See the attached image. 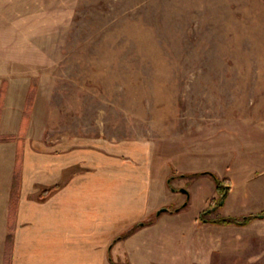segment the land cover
<instances>
[{
  "label": "rangeland",
  "instance_id": "obj_1",
  "mask_svg": "<svg viewBox=\"0 0 264 264\" xmlns=\"http://www.w3.org/2000/svg\"><path fill=\"white\" fill-rule=\"evenodd\" d=\"M0 115L31 151L153 146L168 213L113 264H264L236 229L264 214V0H0ZM222 218L247 221L209 222ZM219 232L222 250L206 240Z\"/></svg>",
  "mask_w": 264,
  "mask_h": 264
},
{
  "label": "crops",
  "instance_id": "obj_2",
  "mask_svg": "<svg viewBox=\"0 0 264 264\" xmlns=\"http://www.w3.org/2000/svg\"><path fill=\"white\" fill-rule=\"evenodd\" d=\"M20 125L25 134L28 124ZM20 144L10 141V127L3 131L0 123V264H113L118 255L125 259L140 249L139 241L154 228L143 223L170 204L165 184L161 193L153 186L159 180L154 168L162 170L165 163L154 167L153 146L142 139L56 138L54 150L40 145L37 152ZM18 151L20 188L10 219ZM55 185L45 199L38 198ZM257 219L236 228L245 230L248 245L264 244V217ZM220 226L202 227L214 234L227 228ZM219 234L206 240L222 250L224 233Z\"/></svg>",
  "mask_w": 264,
  "mask_h": 264
},
{
  "label": "trees",
  "instance_id": "obj_3",
  "mask_svg": "<svg viewBox=\"0 0 264 264\" xmlns=\"http://www.w3.org/2000/svg\"><path fill=\"white\" fill-rule=\"evenodd\" d=\"M28 100V104L29 105L31 103V95H29V97H27L26 101ZM28 111H24V114L22 116V124H25L26 121H27V117H28ZM19 160H20V154H19V151L16 152V166L14 168V172H13V177H12V183H11V188H10V219L11 217L13 216L14 214V211L17 207V192L20 188V181H19ZM203 174H207V173H203ZM169 182V181H168ZM167 182V183H168ZM59 186L58 185H55V186H51L49 188H46V189H43L38 198L40 200H43L45 199L51 192H53L54 190H56ZM174 210V209H173ZM204 214V213H202ZM247 219L246 218H243L242 220H233V219H226V218H222V219H219V220H211L210 222H217V223H234V224H237V225H244L246 223ZM146 224V223H143V225ZM8 241H9V236H8ZM5 264H7V259H6V262Z\"/></svg>",
  "mask_w": 264,
  "mask_h": 264
},
{
  "label": "water",
  "instance_id": "obj_4",
  "mask_svg": "<svg viewBox=\"0 0 264 264\" xmlns=\"http://www.w3.org/2000/svg\"><path fill=\"white\" fill-rule=\"evenodd\" d=\"M180 192L183 193V194L186 195V196L188 195L187 191H185V190H180ZM166 210H167V209H165V208H161V209H159V210L156 212V214L158 215V214H160L161 212H164V211H166ZM262 217H264V214L258 216V218H262Z\"/></svg>",
  "mask_w": 264,
  "mask_h": 264
}]
</instances>
